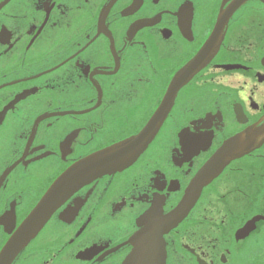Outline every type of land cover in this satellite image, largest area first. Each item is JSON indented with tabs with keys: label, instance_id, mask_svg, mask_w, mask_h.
<instances>
[{
	"label": "flooded vegetation",
	"instance_id": "1",
	"mask_svg": "<svg viewBox=\"0 0 264 264\" xmlns=\"http://www.w3.org/2000/svg\"><path fill=\"white\" fill-rule=\"evenodd\" d=\"M220 16L145 150L70 194L9 264H122L140 219L176 208L237 134L250 150L163 235L166 264H264V0H0V254L68 167L144 128Z\"/></svg>",
	"mask_w": 264,
	"mask_h": 264
},
{
	"label": "water",
	"instance_id": "2",
	"mask_svg": "<svg viewBox=\"0 0 264 264\" xmlns=\"http://www.w3.org/2000/svg\"><path fill=\"white\" fill-rule=\"evenodd\" d=\"M226 20L227 17L224 18V23ZM221 23L222 16L217 18L211 35L197 54L175 74L159 108L142 130L73 163L53 182L25 219L16 236L0 254V264H9L13 256L39 231L57 206L70 194L93 179L122 170L136 160L166 116L177 90L204 67L216 52L222 37ZM243 137L237 134L221 144L197 172L181 202L164 218L156 220L146 216L140 219L141 229L129 239L132 249L122 264H165L166 248L163 235L186 214L205 184L217 176L231 160L250 150V141H241Z\"/></svg>",
	"mask_w": 264,
	"mask_h": 264
}]
</instances>
